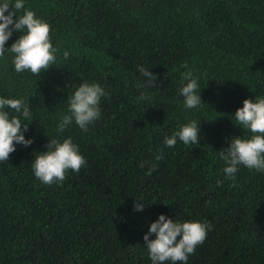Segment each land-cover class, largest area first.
<instances>
[{"label": "trees", "instance_id": "obj_1", "mask_svg": "<svg viewBox=\"0 0 264 264\" xmlns=\"http://www.w3.org/2000/svg\"><path fill=\"white\" fill-rule=\"evenodd\" d=\"M25 7L50 25L57 59L37 76L16 72L10 51L0 57V98L30 106L32 119L20 118L33 141L0 161V264H152L143 237L162 213L211 225L187 264H264V172L241 165L228 178L220 157L233 137L251 135L235 124L244 99L264 98V0H25ZM138 66L156 74L153 87ZM187 70L204 102L191 109L179 92ZM84 82L107 93L100 118L87 131L73 122L59 133L68 98ZM192 121L199 145H165ZM69 137L86 164L62 183H42L35 157L50 138Z\"/></svg>", "mask_w": 264, "mask_h": 264}, {"label": "clouds", "instance_id": "obj_2", "mask_svg": "<svg viewBox=\"0 0 264 264\" xmlns=\"http://www.w3.org/2000/svg\"><path fill=\"white\" fill-rule=\"evenodd\" d=\"M14 31L22 34L6 48L5 44ZM6 51L13 54L14 69L18 73L29 71L40 76L50 66L56 65L57 49L50 39V25L27 9L25 0H0V57H4ZM68 55L65 51L64 57L67 58ZM184 67L187 68V64ZM138 68L153 87L156 74L143 66ZM181 78L187 81L179 89L184 98V106L191 109L204 103L200 96L201 89L198 92V79L193 76L192 71L181 73ZM106 95L105 90L97 83H81L68 98L69 115L63 116L57 125V131L64 132L73 122L81 130L87 131L89 125L100 118V101ZM141 99L147 100L148 97L142 93ZM6 108L20 115L10 117ZM21 115L25 119H32L31 108L23 99L0 98V161H8L17 144L27 147L33 142L31 138H25L24 133L29 124L21 122ZM234 118L235 124L251 135L248 138L233 137L229 147L220 152L226 165L222 171L228 178H235L241 165L264 172V98L255 101L244 99L243 106L236 110ZM177 140L185 145H199L198 121L182 125L171 136L165 137L164 143L168 147H174ZM46 148L47 151L40 152L32 164L35 177L44 184L62 183L69 170L78 173L86 164L85 157L80 154L70 137L62 142L50 138ZM143 166L144 164L141 165ZM153 170L154 166L150 167L147 174L151 175ZM134 207L135 210H142L144 204L137 202ZM210 229L209 223L195 220L178 222L162 213L150 224L143 239L152 264H187L189 256L204 242ZM152 234H155V238L149 239Z\"/></svg>", "mask_w": 264, "mask_h": 264}]
</instances>
